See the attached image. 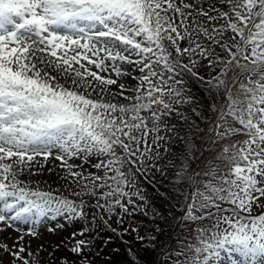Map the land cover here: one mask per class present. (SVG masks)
Here are the masks:
<instances>
[{"label":"snow or ice","instance_id":"snow-or-ice-1","mask_svg":"<svg viewBox=\"0 0 264 264\" xmlns=\"http://www.w3.org/2000/svg\"><path fill=\"white\" fill-rule=\"evenodd\" d=\"M195 136L215 148L200 173ZM173 139L185 145L175 163L162 155ZM36 157L59 161L79 199L24 186ZM169 164L192 191L176 197L185 234L161 251L130 218L148 214L141 182L154 186ZM50 212L85 222L72 233L79 264L112 242L104 229L129 264L140 258L132 240L167 257L152 264H264V0H0V223ZM3 247L34 264L35 253Z\"/></svg>","mask_w":264,"mask_h":264},{"label":"trees","instance_id":"trees-1","mask_svg":"<svg viewBox=\"0 0 264 264\" xmlns=\"http://www.w3.org/2000/svg\"><path fill=\"white\" fill-rule=\"evenodd\" d=\"M189 87L192 89L193 94L199 97L201 101L206 100L201 88H197L192 84H189ZM197 122L200 123L199 121ZM203 126V123H201V127ZM180 136L183 137L184 133H180ZM192 139L193 144L195 145V152L193 155L191 170L194 173H200L207 170L208 165L212 162L215 148L209 143L202 142L199 136H195ZM164 147H169V145H164ZM184 147L185 145L182 139H173L171 141V151L173 155L171 157H168L167 153H162V155L167 157V159L172 163H175V160L178 157L183 156L182 149ZM165 172V175H161L159 172L155 173L154 186L141 182L148 197V204L146 205L148 214L144 215L137 212L134 217L130 218V223L134 222L135 225H139L141 235L158 236L156 247L161 251V245H164L165 247L173 245L177 237L185 234L184 223L182 222L180 213L183 211L182 205L187 201L184 199H180L178 201L176 197L179 196L182 198L187 196L192 191L191 181L180 182L184 184L183 187L180 186V183L176 180L175 172L171 170V164L168 165ZM161 193L166 194L169 199L165 201V199L161 197ZM55 194L57 196L67 197L73 200L79 199L72 196V194ZM84 199L88 200L89 203H93V201L89 200L87 197H84ZM257 211L259 210L257 209ZM154 212L162 213L165 219H160V217L153 215ZM62 217L68 223L56 232V237L53 242H51L52 247H48V264H79L78 257L75 253L71 252L73 244L72 233L78 232L85 225V222L82 220H68L65 216ZM128 226V223L124 225V227ZM113 227L119 226L113 223ZM157 228L160 229L159 232L155 231ZM100 235L105 239L107 236L112 235L113 240L106 246L102 244L101 240L96 241L97 247L93 249V252L95 253L98 251L99 255L94 254L90 256V259L94 261V264H129L130 258L134 260L136 259L134 255L129 254L126 250V245L121 243L120 239H118L114 234L104 229L100 232ZM79 238V236L76 237V239ZM124 239L126 241L132 240V237L125 235ZM132 243L135 245L134 251L140 250V258L136 260V264H152L153 259L162 261L167 258L166 256L157 257L156 254L151 251L146 254L142 251L144 246L134 240H132ZM114 249H118V251H114ZM15 264H20V262L18 261Z\"/></svg>","mask_w":264,"mask_h":264},{"label":"rangeland","instance_id":"rangeland-1","mask_svg":"<svg viewBox=\"0 0 264 264\" xmlns=\"http://www.w3.org/2000/svg\"><path fill=\"white\" fill-rule=\"evenodd\" d=\"M93 70L96 69L93 68ZM52 74L57 75L62 83L67 84L69 87L72 86L70 81L65 79L59 72L54 71ZM101 74L108 75L113 79H118V83H124L129 88L134 87L136 83L134 80H130L125 76L117 77L116 74L111 71ZM110 87L113 91L117 90L116 86ZM90 162L95 163V157L91 158ZM69 163L82 164L79 159L71 160ZM82 167L86 172L95 171L88 163H83ZM32 168L36 174L25 169L20 177L26 187L51 191L54 194H72L74 191H79L76 184L71 182V177L67 170L62 168L60 162L53 157H49L47 161H45L43 157H36ZM67 223L68 222L61 215H57L55 212H50L35 223L15 221L12 222L10 227L0 223V264H15L18 262L13 259L9 251L5 250L3 247L4 245H7L8 248L13 251L22 246L28 252L35 253L34 264H48V247H52L51 242H53L56 237V232ZM29 229H31L34 234H31ZM236 258L238 259V257ZM224 264H228V261L225 260Z\"/></svg>","mask_w":264,"mask_h":264},{"label":"bare ground","instance_id":"bare-ground-1","mask_svg":"<svg viewBox=\"0 0 264 264\" xmlns=\"http://www.w3.org/2000/svg\"><path fill=\"white\" fill-rule=\"evenodd\" d=\"M53 73H54V70H53Z\"/></svg>","mask_w":264,"mask_h":264}]
</instances>
